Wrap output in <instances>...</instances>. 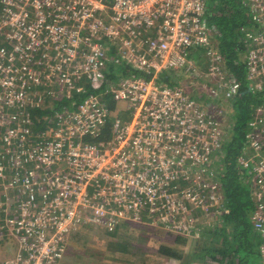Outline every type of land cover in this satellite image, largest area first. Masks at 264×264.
Listing matches in <instances>:
<instances>
[{
	"label": "built area",
	"instance_id": "2783aa9c",
	"mask_svg": "<svg viewBox=\"0 0 264 264\" xmlns=\"http://www.w3.org/2000/svg\"><path fill=\"white\" fill-rule=\"evenodd\" d=\"M240 1L251 21L240 63L257 103L236 163L251 185L253 230L264 238V0ZM0 7V242L14 240L2 264H61L71 236L124 223L197 239L199 216L220 214L212 168L227 141L221 113L200 96L233 101L240 92L209 47L206 0ZM194 56L204 57L205 73ZM113 69L127 74L113 78ZM168 70L180 77L158 82ZM108 102H123L128 121L111 123ZM108 123L110 138L93 141ZM259 254L264 264V243Z\"/></svg>",
	"mask_w": 264,
	"mask_h": 264
},
{
	"label": "trees",
	"instance_id": "16d2710c",
	"mask_svg": "<svg viewBox=\"0 0 264 264\" xmlns=\"http://www.w3.org/2000/svg\"><path fill=\"white\" fill-rule=\"evenodd\" d=\"M211 7L220 13L217 19L211 17L209 12L207 13V16H210L216 23L215 26L211 27H214L217 31L214 36L218 41L217 50L225 59L231 76L239 84V91L241 92L240 97L230 101L232 108H234L235 124L231 137L223 146L224 162L223 167L219 168L220 172L217 177L222 194L220 214L211 213L207 216H199L197 223L199 237L194 239L196 249L190 255L183 253V249L180 250V248L185 247L186 239L189 238L173 235L160 227L149 224L145 226L142 224L141 228L145 232L154 231L155 235L161 233L166 236V240H160L156 235V238H159L160 241L156 254L160 258L176 260L179 264H254L256 258H259L262 264L259 247L264 243V239L260 238L252 227V217L256 209L251 185L246 173L238 170L236 164V158L240 154L244 143V126L250 118L251 105L257 103L256 97L251 94L245 81V72L242 69L243 65L240 63L244 51V33L249 31V29L245 30V26H250L251 21L250 17L247 16L246 18L244 16L243 10L245 7L240 0H210L209 8ZM236 62L238 65L235 64ZM116 72L120 75L127 74L126 71L120 73L118 70ZM116 72L113 69L111 77L114 78ZM157 80L160 83L169 84L168 78L162 82L159 81L158 76ZM108 105L110 110L115 113L113 103L108 102ZM117 117L118 114L116 113L114 118ZM112 118L109 119L110 122ZM111 123L106 125L95 141L103 142L110 138ZM223 159L219 161V164ZM205 221L209 222L206 223ZM124 225L126 224H123L120 228H123ZM108 237L110 238V235ZM111 238L114 239L115 237ZM133 248V242L127 243L125 247L124 244L117 247L120 255L123 253L137 256L139 252L131 250ZM148 252V250L141 252V256L143 257ZM77 262L79 261L76 260Z\"/></svg>",
	"mask_w": 264,
	"mask_h": 264
},
{
	"label": "rangeland",
	"instance_id": "374dc122",
	"mask_svg": "<svg viewBox=\"0 0 264 264\" xmlns=\"http://www.w3.org/2000/svg\"><path fill=\"white\" fill-rule=\"evenodd\" d=\"M209 4H210V0H206L207 10L210 16L217 19L220 16V13L214 10L212 7L209 8ZM243 14L246 18L247 16L249 17L250 15L249 10L245 8L243 10ZM210 16L205 17L204 22L209 27L215 26L216 23L214 20L211 19ZM1 21H2V9L0 7V24ZM244 21H246V19H244ZM247 29L251 30V27L249 25L248 26L246 25L245 30ZM216 34L217 31L215 30V32H213L211 36H209L211 42L209 47L210 48L214 47L215 50H217L216 46H218V41L214 37ZM101 42L103 44L107 43V41L105 40H102ZM199 57L200 58L194 56L193 58L196 64L199 63V59L202 60L201 67H198V69L200 70L201 74H203L206 72L207 68H206V64H204V57L203 56H199ZM223 65L224 64L222 63L219 64L220 68H222ZM179 74L180 72L176 73V71L173 70L165 71L159 74V81L164 82V80L168 78V82L170 84L172 82L175 83L176 80L180 77ZM183 85H187V83H183ZM214 87H216V85ZM218 93L223 94V90L219 91ZM240 94L241 92H239V97ZM200 101L203 104V107L209 109L210 111L213 110L212 114L221 113L220 117L218 118V122L221 129L223 128V130L225 131L226 138L228 141V139L231 137V133L232 130L234 129V124H235L234 108H232V103H230V101L228 100H222L219 95H217L215 98H209L204 94L200 96ZM113 105L115 107V111H116L115 113L118 114L119 119L123 123L128 121L127 113H125L124 103L118 102V103H113ZM111 118H112L111 121L115 119L114 116H111ZM249 120L250 118L247 120L244 126V134L246 133V131L248 133L247 123ZM97 137L98 135L93 139V141H95ZM245 148H246V143L244 142L241 147V152L240 154H238L237 158L243 154ZM223 162L224 159L220 164L219 162H216L213 165L212 170L218 173L220 171L219 168L223 167L222 166ZM205 222L208 223L209 221H205ZM124 224L126 225H124L122 229L115 230L113 232H108V234H106L105 231L99 228L82 229V231L69 238L67 249L61 264H178V262L176 261L173 260L169 261L162 257L160 258L156 254V251L158 250L160 245L159 238L160 240H166V236H164L161 233L160 234L156 233V235L159 237L156 238L154 231H147V232L142 231L143 228H141L142 226L141 223H133V224L124 223ZM143 224L145 226L148 225L149 223H143ZM109 235L110 238L108 237ZM111 237H115V238L112 239ZM259 237L263 238L260 235ZM187 238L189 239H186L185 247L180 248V250L183 249L184 251L183 253H185L186 255H190L196 249L195 240L192 237H187ZM131 242L134 243V248L131 250H133L134 252L138 251L139 254H137V256L126 255L123 253L120 255V252L117 249V247L122 246L123 244L125 247L127 243H131ZM11 243H14V240L8 237H4V241L0 242V264H2L3 260H7L11 257V255L9 254L11 253V251H13V248L9 246ZM146 250H148L149 252L143 255L142 257L141 252H144ZM101 258H105V259H101ZM76 260H78L79 262L76 263ZM253 263L261 264L259 258L254 259ZM192 264H199V263H192Z\"/></svg>",
	"mask_w": 264,
	"mask_h": 264
},
{
	"label": "crops",
	"instance_id": "0c3cea01",
	"mask_svg": "<svg viewBox=\"0 0 264 264\" xmlns=\"http://www.w3.org/2000/svg\"><path fill=\"white\" fill-rule=\"evenodd\" d=\"M120 229H122V228H119V229H117V230H120ZM126 231V230H125ZM106 233V232H105ZM108 234V233H107ZM101 259H105V258H101ZM166 259V258H165ZM167 260H169V261H172L173 259H167ZM173 261H176V260H173ZM176 262H178V261H176ZM178 264H179V262H178Z\"/></svg>",
	"mask_w": 264,
	"mask_h": 264
},
{
	"label": "clouds",
	"instance_id": "9594fccd",
	"mask_svg": "<svg viewBox=\"0 0 264 264\" xmlns=\"http://www.w3.org/2000/svg\"><path fill=\"white\" fill-rule=\"evenodd\" d=\"M187 238V237H186Z\"/></svg>",
	"mask_w": 264,
	"mask_h": 264
}]
</instances>
